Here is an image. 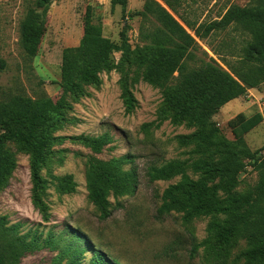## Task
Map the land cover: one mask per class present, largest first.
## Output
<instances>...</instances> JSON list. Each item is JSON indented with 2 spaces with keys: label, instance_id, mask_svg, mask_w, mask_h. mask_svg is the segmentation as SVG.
<instances>
[{
  "label": "rangeland",
  "instance_id": "obj_1",
  "mask_svg": "<svg viewBox=\"0 0 264 264\" xmlns=\"http://www.w3.org/2000/svg\"><path fill=\"white\" fill-rule=\"evenodd\" d=\"M38 0H0V104L17 96L50 98L62 103L61 120L49 134L45 162L38 175L42 187L36 188L32 176L33 155L14 140L4 143L15 163L8 183L0 190V249H8L10 264H72L75 247L83 250L77 264H93L94 251L73 236L77 230L95 249L119 264H217L211 255L216 238L209 231L217 218L206 217L185 223L182 214L160 215L163 194L184 179L202 181L206 171L218 166L222 147L203 140L206 125L188 121L174 124V109L163 90L149 84L147 64L139 53L148 44L146 36L160 31L155 17L142 14L150 0H127L125 11L112 0H62L48 7L47 30L36 57L26 54L22 45V27L28 15L37 11ZM195 37L196 58L213 60L246 87V93L219 110L209 121L216 141L235 143L228 122L238 114L264 119V75L253 62L244 59L251 35L240 24H233L205 38H198L186 25L200 27L219 21L228 10L264 6V0H178L175 11L163 0H154ZM93 7L103 26L104 39L117 45L109 61L99 72L96 84L65 92L62 88V64L67 49L79 47L84 32L85 14ZM206 53V54H205ZM81 137H108L100 153ZM245 141L256 158L264 157V120L247 134ZM128 158L121 161L122 158ZM119 161L122 170H135L137 190L131 195H108L113 214L107 221L90 200L89 164ZM238 177L232 193L244 195L258 181L252 161ZM172 162L183 165L184 172L165 181L151 182L152 166ZM71 178L74 192H68ZM220 178L209 181L219 186ZM225 199L224 190H218ZM121 207H117V203ZM55 240L53 243L51 242ZM240 241L226 264H244ZM14 256V258H12Z\"/></svg>",
  "mask_w": 264,
  "mask_h": 264
},
{
  "label": "trees",
  "instance_id": "obj_2",
  "mask_svg": "<svg viewBox=\"0 0 264 264\" xmlns=\"http://www.w3.org/2000/svg\"><path fill=\"white\" fill-rule=\"evenodd\" d=\"M54 1L38 0L37 11L31 12L22 27V45L26 54L36 57L47 30L48 7ZM125 11L127 0H112ZM170 10L175 11L178 0H163ZM144 16H153L162 25L160 31L146 36L147 45L139 53V60L147 64L146 81L163 90L164 96L174 109L172 122L179 124L188 121L191 124L206 125L203 140L209 144L222 147L224 155L218 166L206 171L202 181L184 179L179 184L169 187L163 194L160 215L172 212L182 214L185 223L206 217L225 216L223 221L212 222L209 231L216 238L211 248V255L217 264H226L231 250L240 241L245 242V250L240 254L244 264H264V157L256 158V152L248 147L245 136L263 123V116L257 113L251 117L238 114L228 122V128L235 138L229 144L222 140L215 142L212 135L210 119L228 103L239 99L246 93V87L213 60L198 59L195 68L187 66L188 61L196 58L198 43L184 26L163 6L154 0L146 3L142 12ZM233 24L240 26L251 35V41L244 49V59L253 62L264 75V6L252 8L234 7L219 21L201 25L196 28L186 25L198 38H205L218 31L226 30ZM117 45L104 39L103 26L95 17L94 9L88 6L85 14L83 37L76 49L64 52L62 64V88L65 92L81 90L85 84H96L99 72L109 61ZM206 54V53H205ZM62 103L55 104L50 98L31 99L17 96L8 103L0 104V190L6 186L15 169L12 157L7 153L4 143L16 141L24 151L33 155L32 176L36 188L42 187L38 172L45 162L49 134L61 120ZM86 145L100 153L109 142L108 137L92 139L81 137ZM252 161V168L258 173L257 183L244 195L238 196L232 191L237 185L238 177L248 165L242 161ZM124 157L121 161H126ZM91 162L89 164L90 200L98 208L101 221L111 218L112 204L108 195L115 197L131 195L137 190L135 170L123 171L118 164ZM184 172L183 165L172 162L165 166H152L148 170L151 182L169 180ZM220 178L219 186L210 187L209 181ZM66 182L68 192H74V185ZM226 192L227 197H219L218 190ZM117 207H121L118 202ZM73 236L86 242V249L94 251L93 264H119L109 260L104 254L91 249L89 241L77 230ZM55 240L52 238V243ZM8 249H0V264L8 262ZM83 250L72 248V264H77ZM14 258V256L12 257Z\"/></svg>",
  "mask_w": 264,
  "mask_h": 264
},
{
  "label": "crops",
  "instance_id": "obj_3",
  "mask_svg": "<svg viewBox=\"0 0 264 264\" xmlns=\"http://www.w3.org/2000/svg\"><path fill=\"white\" fill-rule=\"evenodd\" d=\"M236 100H238V99H236Z\"/></svg>",
  "mask_w": 264,
  "mask_h": 264
}]
</instances>
